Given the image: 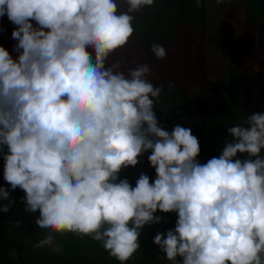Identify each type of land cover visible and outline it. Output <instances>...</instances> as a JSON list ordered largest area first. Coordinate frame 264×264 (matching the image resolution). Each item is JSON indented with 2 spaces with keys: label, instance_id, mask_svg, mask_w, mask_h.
I'll return each mask as SVG.
<instances>
[{
  "label": "clouds",
  "instance_id": "clouds-1",
  "mask_svg": "<svg viewBox=\"0 0 264 264\" xmlns=\"http://www.w3.org/2000/svg\"><path fill=\"white\" fill-rule=\"evenodd\" d=\"M125 3L120 11L117 0H0L17 42L15 58L0 46L8 185H0V213L19 188L24 211L37 214L44 232L35 248L59 253L57 236L88 237L125 264L143 226L161 221L154 213L176 212L174 230L153 241L171 264H264V114L229 127L232 141L201 164L190 128L158 125L162 88L147 78L149 66L106 67L132 37L133 13L154 0ZM150 51L167 55L158 43ZM148 150L155 180L141 174L132 187L119 179ZM237 153L249 158L233 159Z\"/></svg>",
  "mask_w": 264,
  "mask_h": 264
},
{
  "label": "trees",
  "instance_id": "trees-1",
  "mask_svg": "<svg viewBox=\"0 0 264 264\" xmlns=\"http://www.w3.org/2000/svg\"><path fill=\"white\" fill-rule=\"evenodd\" d=\"M117 3L120 11L127 10L125 0ZM221 3L222 0L218 13L222 11ZM211 5L208 9V0H154L151 7L133 13L132 37L106 64L107 67L118 61L120 70L125 72L138 64L149 66L147 78L162 88L153 108L158 125L169 132L176 124L190 128L199 141L197 160L201 164L219 157L225 144L232 141L229 127L243 124L254 113L264 114V0H244L242 18L233 22L236 32L228 35L223 25L220 31L224 39L220 44L210 36L212 26L216 25L210 23V18L217 11V4ZM0 27L3 28L0 46L15 58L13 48L17 42L11 38L15 25L4 16L0 17ZM153 43L165 47L164 59L152 54ZM218 60L217 69L211 63ZM221 70L224 87L217 83L218 78L215 83L210 82ZM149 155L151 150L138 157L137 165L122 169L119 179H127L135 187L139 176L146 174L152 183L156 173L148 161ZM261 155L264 156V150ZM237 158L249 157L247 153H237L233 159ZM3 166L0 156V185L8 188L3 180ZM10 197L14 201L12 207L0 213V264H25L22 257L26 260L24 255H28L26 241L42 230L35 224L37 214L24 211V192L19 188L10 190ZM154 215L160 216L161 221L143 226L138 238L140 248L125 264H171L153 241L157 233L174 230L178 213L158 210ZM63 237L57 236L58 243L72 262L85 259L87 264H120L88 237L79 239L71 234Z\"/></svg>",
  "mask_w": 264,
  "mask_h": 264
},
{
  "label": "rangeland",
  "instance_id": "rangeland-1",
  "mask_svg": "<svg viewBox=\"0 0 264 264\" xmlns=\"http://www.w3.org/2000/svg\"><path fill=\"white\" fill-rule=\"evenodd\" d=\"M243 1L244 0H222V11L218 13L220 6L218 5L217 0H208V9L209 6H212V3L217 4V11H215V15H212V18H210V23H212L213 25L216 24L215 27L212 26V32L210 34L214 41L220 44V42L224 39L222 31H220V28L223 25H226V27H224L223 29L225 30V33H229L228 35H231V33L233 34L236 32V30L234 31L235 27H233V22L238 23L242 18L241 10ZM219 20L220 22H218ZM214 56H217V53ZM211 57L212 56L210 55L209 59ZM211 65L215 68H220V60H218V63L213 61ZM217 78V83L224 87L222 70L219 71L217 77L216 75H214L213 79H210V82L215 83ZM210 98L213 99V97ZM43 233V231L36 232L35 235H31L26 241V244L28 245V248H26V250L28 249V255H24L26 260H24V258L22 257L25 264H87L85 259H81V262H72V258L69 255L68 257L66 256L65 250L62 246V251L59 253L52 252L50 249L47 248H35L34 245L43 237Z\"/></svg>",
  "mask_w": 264,
  "mask_h": 264
}]
</instances>
